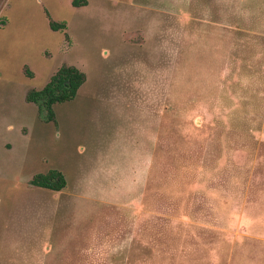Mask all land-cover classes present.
<instances>
[{"label":"rangeland","instance_id":"obj_1","mask_svg":"<svg viewBox=\"0 0 264 264\" xmlns=\"http://www.w3.org/2000/svg\"><path fill=\"white\" fill-rule=\"evenodd\" d=\"M72 2L0 0V264H264V0Z\"/></svg>","mask_w":264,"mask_h":264},{"label":"trees","instance_id":"obj_2","mask_svg":"<svg viewBox=\"0 0 264 264\" xmlns=\"http://www.w3.org/2000/svg\"><path fill=\"white\" fill-rule=\"evenodd\" d=\"M72 3L74 7H81L86 5V0H73ZM48 17L53 31H61L67 28L65 23L55 22L49 14ZM27 75L32 77V74L28 72ZM85 82L86 75L80 69L63 65L41 90L30 91L27 95V101L38 105L40 111L46 113L48 122H55L54 106L74 100ZM30 184L53 192H61L66 188L67 181L62 172L51 169L47 173L35 175Z\"/></svg>","mask_w":264,"mask_h":264}]
</instances>
